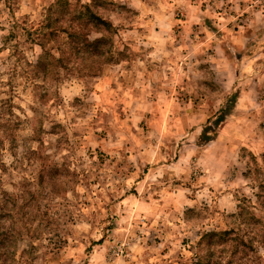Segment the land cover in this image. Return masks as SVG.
<instances>
[{"label":"rangeland","instance_id":"374dc122","mask_svg":"<svg viewBox=\"0 0 264 264\" xmlns=\"http://www.w3.org/2000/svg\"><path fill=\"white\" fill-rule=\"evenodd\" d=\"M63 1L107 60L0 0V264H264V0Z\"/></svg>","mask_w":264,"mask_h":264},{"label":"trees","instance_id":"16d2710c","mask_svg":"<svg viewBox=\"0 0 264 264\" xmlns=\"http://www.w3.org/2000/svg\"><path fill=\"white\" fill-rule=\"evenodd\" d=\"M62 1L63 0H57L55 4L57 8H55V11L59 7H63V9L66 11V13L63 16L64 17H66V15L69 16L68 18V21L70 23V25H68L69 27L61 29L60 31L66 33L65 35L66 39L68 41V44L71 46L72 50L74 51V53L77 56L87 55L90 58L98 59V60L102 59L104 54L107 53V57H106V60H107L110 55V50L108 49L106 51L104 46H105V43H107L108 45L112 44V41L109 37V33H110L109 31H111L109 30L110 25L107 24L106 21L101 19V17H99L97 13H95L90 8L89 4L81 3L80 5H78L77 3L72 4V3H68L67 1H63V2ZM49 15L50 14H48L45 18L50 19ZM94 21L96 22L94 23ZM97 22H101L102 26H100V28L102 29H97V30L93 29L94 25L92 23L97 24ZM90 29L96 32H102V35L90 41V38H89V34L91 32ZM58 31L59 30L57 28L51 27L49 32L45 31L40 34L43 38L48 39L50 37H56L58 35L57 33H59ZM39 45L41 46L43 51L46 53V49L44 47L45 42L43 44L41 39H39ZM49 56L51 58L49 60L51 63L49 64L54 65L55 63H59V61L61 60V58L59 57L57 58L53 55H49ZM41 57L42 56H39L36 65L42 64L43 68L45 69L46 63L43 62V60H41ZM211 234H216V233H211ZM220 234L227 235L228 233L224 231V232H221Z\"/></svg>","mask_w":264,"mask_h":264},{"label":"crops","instance_id":"0c3cea01","mask_svg":"<svg viewBox=\"0 0 264 264\" xmlns=\"http://www.w3.org/2000/svg\"><path fill=\"white\" fill-rule=\"evenodd\" d=\"M261 16H262V18H260L261 19V21H262V29L264 28V14H260ZM251 25H253V24H250V25H247V27H245V30H247V31H245L246 33H248V32H250V34L253 32V31H255L256 29H254V27H252V29H250V28H248L249 26H251ZM260 30V29H259ZM237 34L238 35H240V29H239V31H237ZM246 37L248 38V36H247V34H246Z\"/></svg>","mask_w":264,"mask_h":264}]
</instances>
